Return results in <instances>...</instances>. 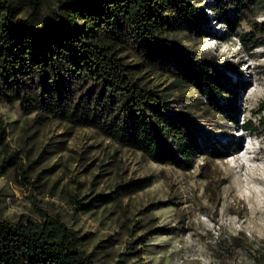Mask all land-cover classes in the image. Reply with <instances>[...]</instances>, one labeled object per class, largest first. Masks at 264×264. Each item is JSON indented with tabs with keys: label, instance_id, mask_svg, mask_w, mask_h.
Returning a JSON list of instances; mask_svg holds the SVG:
<instances>
[{
	"label": "rangeland",
	"instance_id": "rangeland-1",
	"mask_svg": "<svg viewBox=\"0 0 264 264\" xmlns=\"http://www.w3.org/2000/svg\"><path fill=\"white\" fill-rule=\"evenodd\" d=\"M8 1L19 7L17 17L40 22L58 3L41 0L34 14L28 0ZM190 2L206 16L185 27L173 24L163 34L195 57L233 64L240 74L227 73L243 81L235 96L225 92L227 99L215 104L200 97L195 86H173V64L159 70L144 66L137 44L120 46L121 54L144 69L135 75L141 82L167 93L205 151L225 146L228 155L197 154L193 166L183 169L155 162L97 128L56 119L39 125L36 112L26 113L18 102H0L7 151H18L27 171L26 177L21 167L4 172L7 151L0 148L1 216L39 219L37 207L46 209L86 236L83 249L95 264H264V0H255L254 9L234 7L231 0ZM220 2L230 17H242L235 28L220 18ZM248 120L252 129L242 126ZM144 176L153 181L136 193L74 210V196L88 201Z\"/></svg>",
	"mask_w": 264,
	"mask_h": 264
},
{
	"label": "trees",
	"instance_id": "trees-1",
	"mask_svg": "<svg viewBox=\"0 0 264 264\" xmlns=\"http://www.w3.org/2000/svg\"><path fill=\"white\" fill-rule=\"evenodd\" d=\"M28 2L35 14L41 0ZM222 3L216 5L220 18L235 28L242 17H230ZM231 4L254 9L255 0ZM18 13V6L0 0V102H18L26 113L36 112L34 122L39 125L56 119L97 128L155 162L183 169L193 166L197 154L228 155L225 146L212 145L205 151L167 93L141 82L135 75L144 69L125 62L121 54L120 46L137 44L144 66L159 70L173 64V86H195L200 97L215 104L227 99L225 92L235 96L243 81L241 75L234 80L227 73L240 74L233 64L195 57L163 34L173 24L185 27L206 16L190 0H58L41 22L34 16L17 17ZM254 27L262 31L256 22ZM242 126L252 129L253 121ZM8 146L7 126L0 118V148L7 151ZM20 160L18 151H7L4 163L9 166L4 172L21 167L26 177ZM152 181L151 176L135 178L88 201L74 196V210L117 201ZM37 210L39 219L26 215L15 221L0 215V264H95L83 249L86 236L46 209Z\"/></svg>",
	"mask_w": 264,
	"mask_h": 264
}]
</instances>
